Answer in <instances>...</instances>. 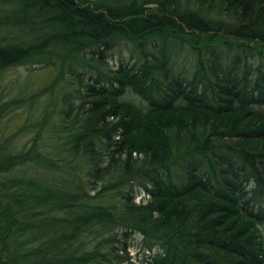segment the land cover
I'll use <instances>...</instances> for the list:
<instances>
[{
  "label": "trees",
  "instance_id": "16d2710c",
  "mask_svg": "<svg viewBox=\"0 0 264 264\" xmlns=\"http://www.w3.org/2000/svg\"><path fill=\"white\" fill-rule=\"evenodd\" d=\"M0 264H264V0H0Z\"/></svg>",
  "mask_w": 264,
  "mask_h": 264
},
{
  "label": "rangeland",
  "instance_id": "374dc122",
  "mask_svg": "<svg viewBox=\"0 0 264 264\" xmlns=\"http://www.w3.org/2000/svg\"><path fill=\"white\" fill-rule=\"evenodd\" d=\"M134 201H135V202H139V197H136ZM133 253H134L133 250L130 249V250H129V255H133Z\"/></svg>",
  "mask_w": 264,
  "mask_h": 264
}]
</instances>
